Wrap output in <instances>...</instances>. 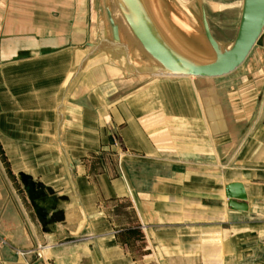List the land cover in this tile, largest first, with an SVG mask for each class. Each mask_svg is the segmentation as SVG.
Wrapping results in <instances>:
<instances>
[{"label":"crops","instance_id":"1","mask_svg":"<svg viewBox=\"0 0 264 264\" xmlns=\"http://www.w3.org/2000/svg\"><path fill=\"white\" fill-rule=\"evenodd\" d=\"M102 1L0 0V264H264V35L243 73L141 75Z\"/></svg>","mask_w":264,"mask_h":264},{"label":"water","instance_id":"2","mask_svg":"<svg viewBox=\"0 0 264 264\" xmlns=\"http://www.w3.org/2000/svg\"><path fill=\"white\" fill-rule=\"evenodd\" d=\"M115 5L145 54L154 62L151 66H134L130 70L141 75H161L169 77L220 78L228 76L239 69L247 60L255 46L262 44L264 33V0H243L236 37L230 48L223 47L213 36L207 11L203 2H199L203 35L214 53V59L203 61L183 50L175 37L166 30L160 20L153 0H114ZM109 22L115 44L108 49L122 47L120 45L119 28L108 10ZM129 62V61H128ZM32 200L35 197L36 185L22 175ZM40 187V185H38ZM229 207L236 211H246L243 204L247 196L243 186L233 183L226 187ZM240 201L241 203H237ZM33 206L45 219V211Z\"/></svg>","mask_w":264,"mask_h":264},{"label":"rangeland","instance_id":"3","mask_svg":"<svg viewBox=\"0 0 264 264\" xmlns=\"http://www.w3.org/2000/svg\"><path fill=\"white\" fill-rule=\"evenodd\" d=\"M159 14L160 20L165 26L169 34L175 37L178 45L192 56L203 61H210L214 59V53L208 45L202 30L201 12L199 2H203L207 11V18L209 25L215 39L225 48H230L237 34L239 25L240 12L243 0H153ZM189 1V2H188ZM183 2V3H182ZM185 3V4H184ZM181 5V6H180ZM195 5V6H194ZM101 9V17L108 20L107 10L111 11L112 16L116 13L119 17L120 13L115 5L114 0L102 1L99 5ZM183 7V8H182ZM114 18V16H113ZM109 25V21L107 22ZM124 29H128L124 21L119 23ZM193 28H192V27ZM128 32H131L128 29ZM110 35V34H109ZM127 35V34H126ZM264 35V34H263ZM194 36V38H193ZM124 38L127 37L124 36ZM134 47L140 48L141 58L143 55L145 59H140L135 62L137 65L150 64L151 59L141 49L137 41L131 34ZM138 46V47H137ZM133 47V48H134ZM261 46L257 45L252 50L250 55H253L260 61L258 51ZM257 54V55H256ZM133 57V56H132ZM148 58V59H147ZM132 59V58H131ZM147 59V60H146ZM148 61V63H147ZM245 64V63H244ZM242 65L237 73H243L247 68V64ZM259 65L260 63L257 62ZM259 69V67H257ZM226 77V76H225ZM231 77V76H230ZM221 78V77H220ZM192 81H197L199 78H189ZM223 80L225 78H222ZM219 78L207 80L209 82L218 81Z\"/></svg>","mask_w":264,"mask_h":264},{"label":"bare ground","instance_id":"4","mask_svg":"<svg viewBox=\"0 0 264 264\" xmlns=\"http://www.w3.org/2000/svg\"><path fill=\"white\" fill-rule=\"evenodd\" d=\"M177 1V0H176ZM189 2V1H188ZM183 3V2H182ZM185 4V3H184ZM181 6V5H180ZM195 6V5H194ZM183 8V7H182ZM114 16V19H115V21H117L118 23H121V21H123V19H122V17H119L116 13L113 15ZM121 16V15H120ZM192 27V26H191ZM193 28V27H192ZM264 34V33H263ZM124 36V35H123ZM129 36V35H128ZM193 38H194V36H193ZM126 39V38H125ZM98 47V46H97ZM104 47L105 46H103L101 49H104ZM138 47V46H137ZM106 48V47H105ZM100 49V48H99ZM100 49V50H101ZM135 56V55H134ZM138 59V58H137ZM142 59V58H141ZM145 59V58H144ZM148 59V58H147ZM146 59V60H147ZM95 60V59H94ZM140 62V61H139ZM147 63H148V61H147ZM150 63V62H149ZM146 77V76H145ZM193 78H195V77H193ZM200 79V78H199ZM193 80V79H192Z\"/></svg>","mask_w":264,"mask_h":264},{"label":"built area","instance_id":"5","mask_svg":"<svg viewBox=\"0 0 264 264\" xmlns=\"http://www.w3.org/2000/svg\"><path fill=\"white\" fill-rule=\"evenodd\" d=\"M38 258H41V256L38 254Z\"/></svg>","mask_w":264,"mask_h":264}]
</instances>
